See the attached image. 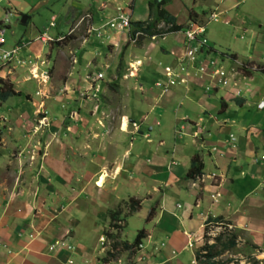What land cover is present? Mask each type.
<instances>
[{
  "label": "crops",
  "instance_id": "obj_1",
  "mask_svg": "<svg viewBox=\"0 0 264 264\" xmlns=\"http://www.w3.org/2000/svg\"><path fill=\"white\" fill-rule=\"evenodd\" d=\"M203 1L224 12L225 23V13L239 0ZM196 17L208 22L207 15ZM182 36L170 48L161 47L171 60L173 51L182 49ZM259 38L264 41V36ZM39 45L32 41L27 50L39 49ZM258 56L241 61L263 66L264 51ZM226 59L222 60L228 63ZM233 65L229 61V67ZM228 75L226 86L210 89L198 76L164 94L159 89L152 94L155 87L150 84L142 96L148 109L138 114L139 121L132 114L133 96H126L123 111L114 116L110 107L101 109L99 103L95 111L85 114L76 102L77 115H81L75 120L83 123L75 126L67 120V124L77 129L78 144L87 150L77 151L81 165L77 181L67 176L65 161L56 165L48 152L49 158L38 157L35 166L30 154L32 167L27 176L19 170L24 166L18 151L14 159L9 157L12 151L0 159V264H200L195 252L209 216L245 221V209L264 204V72L237 67ZM89 130L98 135L89 137ZM9 140L19 148L16 138ZM194 154L202 159V175L185 178ZM78 162L67 160L66 164L71 167ZM102 173L100 183L104 179L98 184ZM49 197L56 203L51 204ZM131 197L139 198V209L158 203L155 213L145 217L152 225L144 228L141 246L128 247L132 242L127 241V248L117 255L113 238L111 244L103 245L99 237L106 235L105 230L114 231L108 210H117L116 216L127 223V215L134 213L128 212L131 208L126 202ZM251 225L249 221L246 228L251 244L264 245V230ZM186 233L191 236L190 246ZM59 238L72 246L55 245ZM115 239L122 241L118 234Z\"/></svg>",
  "mask_w": 264,
  "mask_h": 264
},
{
  "label": "rangeland",
  "instance_id": "obj_2",
  "mask_svg": "<svg viewBox=\"0 0 264 264\" xmlns=\"http://www.w3.org/2000/svg\"><path fill=\"white\" fill-rule=\"evenodd\" d=\"M148 1L0 0V30L3 32L4 39L2 47L9 48L18 40L24 42L35 40L37 45L41 41L39 49L33 47L29 50L31 53L26 50L24 55H16V58L9 60L0 57V77L6 84H11L16 91V94L7 99H0V159L7 157L10 151L13 154L9 157L14 159L18 151V156H21L24 166V168L19 167V170L21 172L23 170L24 175L27 176L31 172L32 164L34 166L37 164L38 157L44 161V158L48 157L46 155L48 152L51 159L55 158L56 165L60 164V160L65 161L64 171L70 179L77 181L80 179L78 172L81 166L76 160L78 159L77 154L78 152L87 153L86 148L83 149L82 145H79L80 142L78 144L77 129L67 124V120L75 126L83 123L81 119L78 122L75 120L81 115L80 113L79 116L77 115V103L85 114L91 109L95 111L97 108L95 103H99L102 105L99 108L110 107L109 113L114 116L123 111L126 96H133L136 103L132 101L135 104L132 114L134 113L133 115L139 121L138 114L145 108L148 109L145 99L142 98L145 96V89L153 84L155 79H163L164 65L172 62L171 56L166 54L161 47L170 48L172 44H177L182 34L179 30L163 37H147L123 49L128 39L127 31L110 28L106 21L111 20L118 10H130L131 12L134 10L131 15L133 19L135 17L144 19L148 13ZM167 5L169 10L175 14L176 19L185 24L188 21L187 13L190 7L204 19V13L210 11L209 7H214V4L210 6L208 1L203 0H170ZM216 11L221 16L224 14L219 9ZM7 12H12L8 21H6ZM22 14L30 16L25 23L20 20ZM225 14L228 16V22L224 23L222 19H218L209 20L206 23V37L209 42L213 43L215 49L205 54L206 58L220 55L221 51H232L238 56L236 61L231 59L234 63L233 67L237 63H250L252 68H259L260 65L258 66L253 61L241 60L254 56L259 57L261 50L264 51V41L259 38L264 36V0H239ZM91 15L95 27L101 32L93 31L89 25ZM52 21L56 25L52 24ZM102 24H105L104 28ZM42 32L50 34L49 39L42 40L39 36ZM3 48H0V54ZM181 53H184L183 48L173 51V58H177ZM200 57L201 55L196 56L195 61L199 62ZM136 58H140L141 61L134 62L133 59ZM226 60L228 63L224 60L221 63L229 70L231 60ZM129 66L132 67L129 68ZM96 70L101 71L104 78L95 82L98 88L95 96H92L91 93L94 90L91 91L89 88L87 75ZM142 75L145 78L141 79ZM194 76L195 74L191 73L190 78ZM171 87L169 85L164 90L155 87L151 92L153 94L156 92L155 89H159L160 94H164ZM80 90L87 92H83V95L77 96L76 99L75 95L77 92L80 93ZM6 105L10 107L4 110ZM98 111L99 116L104 117L102 112ZM151 113L155 114L154 111ZM104 126L108 128L109 125ZM65 128L66 133H63ZM89 131L91 132L89 137L98 135L93 134L92 130ZM139 135L138 133L136 136ZM9 138H16L19 142L17 143L19 144L18 149L10 144ZM30 154L33 158L32 164L29 163ZM67 160H74L78 163L76 166L72 165L71 168L66 164ZM39 168L43 170L40 165ZM102 175L105 174L102 173L99 176L98 184H100ZM131 198L137 201L133 202L136 204L135 210L131 208L132 210L128 212L134 213L127 215V223L120 219L121 228L115 230L122 239V241L117 240V246L113 247V253L117 255L127 248V241L130 243L134 241L139 229H149L152 225L145 219L148 209H139V198ZM55 200L50 198L51 204H55ZM157 203L156 201L154 204ZM128 212L126 211L125 214ZM245 212L247 213L245 221L238 220L233 223L226 218L230 223L224 225L209 223L206 231L202 232V235L209 234V238L202 236L201 242H213L214 237L220 233L222 239L231 237L230 234L234 233L236 244L216 258L232 259L228 264H264V245L253 246L246 230L249 227V221L252 222L251 227L264 230V204H255L254 208H247ZM33 235V233L30 234L31 237ZM9 252L12 251L9 250Z\"/></svg>",
  "mask_w": 264,
  "mask_h": 264
},
{
  "label": "trees",
  "instance_id": "obj_3",
  "mask_svg": "<svg viewBox=\"0 0 264 264\" xmlns=\"http://www.w3.org/2000/svg\"><path fill=\"white\" fill-rule=\"evenodd\" d=\"M170 0H149L148 1V13L147 17L144 19H136L131 20V27L128 31V39L126 43L123 46V49L129 47L131 44L130 37H133L135 30H141L143 34H140L138 36L137 43L141 42L144 38L149 37L153 34H162V33H170L174 31L181 30L183 27L186 26L185 23H178L176 21V16L172 14L165 5L169 3ZM208 13V12H207ZM205 12L204 14L207 15ZM199 13L194 11L192 8L188 11V19L192 21H196L199 23H202V19H198L196 16H198ZM199 16H201L199 14ZM28 15V19H29ZM202 18V16H201ZM27 22V21H26ZM162 23V24H161ZM161 24V25H159ZM259 69L264 72V65L260 66ZM247 71V69H245ZM16 94V91L12 88L11 84H6L5 81L0 77V99L4 100L7 99L9 96ZM0 134H1V127H0ZM202 168H203V162L199 154H194L190 158L189 166L186 169V172L184 174L185 178H192L196 179L202 175ZM137 200H133L132 198L128 199L126 202L130 204V208L135 210L134 206L136 204H133V202H136ZM138 206V205H137ZM131 209V210H132ZM156 210V204H153L150 208H148L146 213V218H150ZM108 213L110 215V226L114 228V231H108L105 230L106 236L109 238H113L112 246H117V240L115 239L117 237V234H115V230L118 228L120 229L121 226L116 221L119 220V218L116 216L117 210H108ZM217 224V225H224L230 223L229 220L224 218L222 215H215V216H209L204 221V230L206 231V226L209 224ZM231 237H228L226 239H222V234H218L215 236L213 242H204L202 243L195 252L196 258L199 261L200 264H228L232 259L228 258L226 260H220L216 257L220 255L223 251L231 248L236 244V234L232 233L230 234ZM146 236V230L144 228H141L138 230L134 241L129 245L135 246L137 245L140 240ZM207 239L209 236L207 234H203ZM117 242V243H116Z\"/></svg>",
  "mask_w": 264,
  "mask_h": 264
},
{
  "label": "built area",
  "instance_id": "obj_4",
  "mask_svg": "<svg viewBox=\"0 0 264 264\" xmlns=\"http://www.w3.org/2000/svg\"><path fill=\"white\" fill-rule=\"evenodd\" d=\"M211 17L215 18L216 14L212 13ZM107 24L111 28H129V13L124 10H118L116 15H114ZM183 32L182 48L184 49V53H181V55L179 54L180 56L174 58L175 61L173 63L166 64L163 67V75L165 79H157L155 85L164 90L169 85L179 83L185 84L190 79L191 73H194L195 76L206 80V89L226 86L229 81L228 71L219 63L217 56H211L209 58H206L205 56V54L208 53L205 48H207L209 43L205 35L204 26L202 24H192ZM2 33L3 32L0 30V44L4 41ZM140 34H143V32L141 30H136L131 40L136 41ZM40 36L42 40L49 39V35L45 34V36H47L46 38L43 34ZM16 55H24L22 44H15L10 48L2 50L0 57L9 60L11 58H16ZM198 55H201L199 62L195 61V58ZM96 75L100 77L102 76V73L97 72ZM189 244L191 245L190 241Z\"/></svg>",
  "mask_w": 264,
  "mask_h": 264
},
{
  "label": "clouds",
  "instance_id": "obj_5",
  "mask_svg": "<svg viewBox=\"0 0 264 264\" xmlns=\"http://www.w3.org/2000/svg\"><path fill=\"white\" fill-rule=\"evenodd\" d=\"M216 9H218L217 7H213V8H211L210 9V11H208V13H207V21H209V20H218V19H222V16H221V14L219 13V12H217L216 11ZM126 12H128L129 13V17H130V26H129V28H123V29H118V28H114V29H116V30H119V31H121V30H126L127 31V33H128V31L130 30V27H131V20H136V19H133L132 17H131V15H132V12L129 10V11H127V10H125ZM3 12H4V10H3ZM12 13V12H11ZM10 12H7L6 14H7V19H6V21H8V17H9V15L11 14ZM212 13H215L216 14V17L215 18H213V17H211V14ZM23 15V14H22ZM3 16V14L1 15V17ZM221 17V18H220ZM27 20H28V14H27ZM26 20V21H27ZM110 19H108L107 21H106V24H107V22L109 21ZM189 20V19H188ZM25 23V22H24ZM52 24H54V25H56L53 21L51 22ZM162 24V23H161ZM161 24H159V25H161ZM192 24H202L203 26H204V28H205V35H206V24L205 23H199V22H196V21H192V20H189L188 22H186V26L185 27H183L180 31H181V33L184 35V30L186 29V28H188V27H190ZM89 25L91 26V28H92V30L93 31H100V29H98L97 27H95V25H94V23H93V18H92V15H91V17H90V20H89ZM101 26H103V28L105 27V24H102ZM111 28V27H110ZM104 31V30H103ZM136 31V30H135ZM134 31V32H135ZM179 31V30H178ZM98 32H96V33H98ZM101 32V31H100ZM175 32V31H174ZM126 33V36H128V34ZM40 34H47V35H50V34H48V33H46V32H42V33H40ZM40 34H39V36H40ZM166 34H168V33H162V34H153V35H151V36H149V37H155V36H160V37H163V36H165ZM131 38L132 37H130V41H131V44H135V43H137V40H138V37H137V39H136V41H132L131 40ZM147 38V37H146ZM145 39V38H144ZM182 39H183V36H182ZM32 41H35V40H31V42ZM127 41V40H126ZM4 42V41H3ZM3 42L0 44V48L2 49L3 47H2V44H3ZM208 43H209V45L207 46V48H205V50H207V52L209 53V52H212V51H214L215 49H214V47H213V44L211 43V42H209V40H208ZM15 44H22V47H23V54H25L26 53V50H27V46L30 44V42L28 41V42H24V41H21V40H18ZM15 44H13V45H15ZM39 44H41V41H39ZM181 44H182V40H181ZM12 45V46H13ZM12 46H10V47H12ZM9 47V48H10ZM3 49H7V48H3ZM27 51H29V50H27ZM30 52V51H29ZM33 53V52H32ZM33 55V54H32ZM213 56H217L218 57V59H219V63L224 67V65L221 63V61H222V59L223 58H225V57H228L229 59H232V60H234V61H236V57L234 56V54L231 52L230 53V51H221L220 52V55H213ZM134 60V62H139V61H141V59L140 58H136V59H133ZM172 62L171 63H173L174 61H175V59H174V61L173 60H171ZM131 62V61H130ZM169 64V63H168ZM166 65V64H165ZM164 65V66H165ZM132 66H129V68H131ZM237 67L238 68H241V70H243V71H245V69H247V70H250V69H254V68H252L251 67V65H250V63H245V64H238L237 63V65H235L234 67L233 66H231L230 67V69L228 70L227 68H225L227 71H228V74L230 73V72H233V71H235V70H237ZM233 68V69H232ZM97 72H101V71H99V70H96L95 72H91L90 74H88L87 75V79H89V84H90V89H91V91L92 90H94V92H92L91 93V95L92 96H95V92H96V90H97V88L98 87H96V81L98 80V79H103L104 78V74L102 75V76H100V77H98L96 74H97ZM164 76V75H163ZM228 78H229V75H228ZM159 79V78H158ZM165 79V77L163 78V80ZM157 79H155V81H156ZM90 81L92 82V83H90ZM88 84V85H89ZM173 85H175V84H173ZM173 85H171V86H173ZM154 86L155 87H157V88H159V89H161L160 87H158V86H156L155 85V82H154ZM76 91V88H75V90H74V92ZM83 92H87V91H83V90H80V93L79 92H77V96H79V95H83L82 93ZM76 96V97H77ZM133 126H136V122L135 121H133ZM118 224H120L121 223V221H120V219L119 220H117L116 221ZM113 229V228H112ZM204 231V230H203ZM188 235V237H189V240H188V245L190 246V244H189V241L191 242V236L189 235V234H187ZM209 235V234H208ZM203 236V235H202ZM101 238H103V239H101ZM99 240H100V243L101 244H103V245H106V244H111V238H108L106 235H101L100 237H99ZM54 244L55 245H60V246H66V247H70V246H72V244H70V243H68L65 239H63V238H59V239H55L54 240ZM191 245H192V243H191ZM141 246V242H139L137 245H135V246H133V248H139Z\"/></svg>",
  "mask_w": 264,
  "mask_h": 264
},
{
  "label": "water",
  "instance_id": "obj_6",
  "mask_svg": "<svg viewBox=\"0 0 264 264\" xmlns=\"http://www.w3.org/2000/svg\"><path fill=\"white\" fill-rule=\"evenodd\" d=\"M21 22H26V20H27V14H23L22 16H21Z\"/></svg>",
  "mask_w": 264,
  "mask_h": 264
},
{
  "label": "bare ground",
  "instance_id": "obj_7",
  "mask_svg": "<svg viewBox=\"0 0 264 264\" xmlns=\"http://www.w3.org/2000/svg\"><path fill=\"white\" fill-rule=\"evenodd\" d=\"M103 179H104V176L102 177L101 183H102ZM101 183H100V184H101Z\"/></svg>",
  "mask_w": 264,
  "mask_h": 264
}]
</instances>
